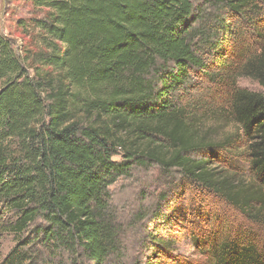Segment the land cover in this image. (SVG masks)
<instances>
[{
    "label": "trees",
    "instance_id": "trees-1",
    "mask_svg": "<svg viewBox=\"0 0 264 264\" xmlns=\"http://www.w3.org/2000/svg\"><path fill=\"white\" fill-rule=\"evenodd\" d=\"M31 1L36 47L21 59L0 35V203L19 240L2 264H39L37 243L72 264H123L110 188L156 166L183 176L181 199L204 191L243 218L207 214L198 264H264V93L237 86L264 89V0ZM196 77L222 88L236 133L206 127L218 108L192 98ZM149 240L136 264H168L169 240Z\"/></svg>",
    "mask_w": 264,
    "mask_h": 264
},
{
    "label": "rangeland",
    "instance_id": "rangeland-1",
    "mask_svg": "<svg viewBox=\"0 0 264 264\" xmlns=\"http://www.w3.org/2000/svg\"><path fill=\"white\" fill-rule=\"evenodd\" d=\"M37 15L38 12H35L31 0H0V35L11 41L16 54L21 59L36 47L37 32L29 22ZM195 83L198 88L193 92L192 98L203 95L218 108L217 115L210 114L204 119L206 127L215 133L213 136L221 139L228 134L236 133L238 127L220 116L221 106L224 104L222 88L208 82L206 77H196ZM237 86L264 93V89L256 81L248 78H239ZM120 159L116 158L117 161ZM231 160L234 159H229V162ZM225 161L226 157L221 155L219 162ZM214 166L216 163L213 164ZM183 180V176L168 175L156 166L147 170L136 169L131 175L120 178L110 188L113 195L112 206L123 228L121 240L123 264H136L142 261L145 263L147 258L154 255L152 250L154 246L149 240V235L150 239L155 237L156 241L169 240L170 247L167 245L166 251L161 249L164 253L163 262L177 264L175 259L178 258L181 261H196L198 264L204 260V257L197 248V239L199 243H204L206 241L204 230L216 223L214 219L210 222L209 215L215 214L230 223L243 222L242 216L236 210L211 199L208 194L205 196L204 191L199 193L197 190H190V187L184 198L190 211L187 209L184 212L185 208L182 207L185 204L184 200L178 195ZM193 197H197L198 200L206 199L205 205L209 206L197 210L193 207ZM17 218L16 212L5 210L0 203V264L18 244L19 240L6 229ZM27 237L30 235L27 234ZM28 249L30 248L23 250ZM156 254L161 255L158 251ZM30 255L34 256L39 264H72L73 260L68 253L54 251L51 245L42 243L32 246Z\"/></svg>",
    "mask_w": 264,
    "mask_h": 264
}]
</instances>
